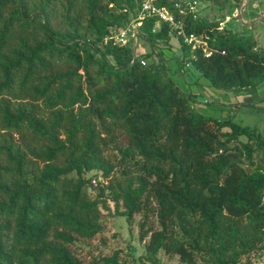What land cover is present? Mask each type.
<instances>
[{"label": "trees", "instance_id": "1", "mask_svg": "<svg viewBox=\"0 0 264 264\" xmlns=\"http://www.w3.org/2000/svg\"><path fill=\"white\" fill-rule=\"evenodd\" d=\"M193 1L154 2L174 30L144 0H0V264H84L71 247L110 205L141 216L147 263L264 264V137L196 111L158 45L226 93L264 85V48ZM132 24L135 50L106 41Z\"/></svg>", "mask_w": 264, "mask_h": 264}, {"label": "rangeland", "instance_id": "2", "mask_svg": "<svg viewBox=\"0 0 264 264\" xmlns=\"http://www.w3.org/2000/svg\"><path fill=\"white\" fill-rule=\"evenodd\" d=\"M225 1L227 0H217L216 2L222 4ZM197 2L198 6L195 10L198 12V17L217 21L223 28L232 29L238 36L248 38L258 47L264 48V21L250 26L244 25L238 20L237 11L240 4L234 10H226L219 8L218 5H213L210 0H198ZM256 2L261 7L254 6L255 8H252L250 5L251 8L248 9L247 4L241 10L242 19L255 16L254 14L250 16L248 10H257L258 12L264 10V0H256ZM226 17H230L232 22L226 21ZM259 17L247 22H252ZM130 39L131 37L128 42ZM133 46L136 48V40L134 44L132 41ZM137 47L139 56L142 53L150 52L149 46L144 41H138ZM158 50L167 68L168 76L182 93L191 97V105L196 111L216 120L231 119L234 123L255 130L264 137V101H256L254 95L249 93H226L217 90L211 87L208 80L189 65L181 66L177 60V56L181 53L180 45L175 37H172L169 45L160 43ZM161 57L155 53L147 62L158 63ZM94 194L93 196H95ZM110 206L111 212L103 213L104 230L94 239L81 240L71 247L75 256L84 264H103V259L111 258L116 254H118V264H150L145 261V246L148 243V238L144 242L139 239L141 216H135L133 224L129 226L125 218L114 215V206ZM257 257H251L253 263ZM158 259L160 264H179L177 258L168 257L162 252ZM262 263H264V257Z\"/></svg>", "mask_w": 264, "mask_h": 264}, {"label": "built area", "instance_id": "3", "mask_svg": "<svg viewBox=\"0 0 264 264\" xmlns=\"http://www.w3.org/2000/svg\"><path fill=\"white\" fill-rule=\"evenodd\" d=\"M156 0H144L143 6H142V15L141 19L144 17H153L158 16L162 22L170 23L173 26L174 30H179L180 25L175 24V20L172 15H170L165 9H157L154 7V2ZM198 6L197 1H193L190 5V10L197 12L195 9ZM140 24H132L131 26H128L125 29H121L120 31H117L112 34V36L107 39L106 41H111L113 45H119L123 46L128 43L129 37L134 38L136 36V28ZM194 41L193 37L187 39L188 43H192ZM210 54H207V57H209Z\"/></svg>", "mask_w": 264, "mask_h": 264}, {"label": "crops", "instance_id": "4", "mask_svg": "<svg viewBox=\"0 0 264 264\" xmlns=\"http://www.w3.org/2000/svg\"><path fill=\"white\" fill-rule=\"evenodd\" d=\"M183 1H185V0H183ZM186 2H187V0H186ZM250 5H252V8H255L254 6H258V7H261V5L259 6V4L256 2V0H249L248 1V5L247 6H249V8L248 9H250L251 7H250ZM198 13V12H197ZM248 14L251 16V15H255V16H253V17H251V18H249V19H247L246 17H243L244 19V21L245 22H247V21H251V20H253L254 18H257V17H259V16H263L264 15V10H261V11H257V10H255V11H252V10H248ZM226 21H228V22H232V19L230 18V17H226ZM249 93V94H252V95H254V98L256 99V101H260V100H262V101H264V85L263 86H261V87H259V88H251V89H247V90H244V91H241V92H239V93Z\"/></svg>", "mask_w": 264, "mask_h": 264}, {"label": "water", "instance_id": "5", "mask_svg": "<svg viewBox=\"0 0 264 264\" xmlns=\"http://www.w3.org/2000/svg\"><path fill=\"white\" fill-rule=\"evenodd\" d=\"M248 1H249V0H240V8H239V10L237 11V13H238V20H239L240 22H242L244 25H247V26L253 25V24L257 23V22H262V21H264V16L259 17L258 19L254 20V21H252V22H244V21H243V19H242V17H241V10H242L243 7H245V6L248 4ZM135 40H136V36L133 38V44H134ZM133 49L135 50V46H133Z\"/></svg>", "mask_w": 264, "mask_h": 264}]
</instances>
